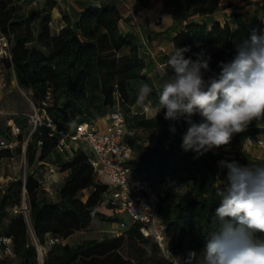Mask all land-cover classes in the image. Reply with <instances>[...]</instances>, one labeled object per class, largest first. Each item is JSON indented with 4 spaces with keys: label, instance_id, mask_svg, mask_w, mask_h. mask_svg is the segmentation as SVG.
I'll list each match as a JSON object with an SVG mask.
<instances>
[{
    "label": "trees",
    "instance_id": "16d2710c",
    "mask_svg": "<svg viewBox=\"0 0 264 264\" xmlns=\"http://www.w3.org/2000/svg\"><path fill=\"white\" fill-rule=\"evenodd\" d=\"M33 1L0 0V35L10 44L11 56L0 59V73L12 72L18 87L27 91L35 104L50 92L49 113L67 132H73L83 122L96 124L119 107L126 120L123 139L133 148L129 162L132 178L145 179L155 187L167 175L177 181L160 200L157 215L165 225L172 251L183 254L192 251L200 258L208 235L214 230L215 210L220 206L216 190L226 178L219 162L235 161L241 167H248L262 166L264 161L252 158L247 152L229 157L224 152L209 150L197 156L182 148L188 124L183 117L178 121L166 120V109L157 114L160 89L145 72L138 36L123 33L118 6L110 3L91 6L73 21L63 14L56 0H35L36 5L31 6ZM160 1L133 0L136 13L153 10ZM163 1L172 7L174 25L185 23L173 39L174 47L187 48L183 53L186 59L196 60L201 52L211 57L205 79L218 76L219 64L230 62L236 46L250 40L253 33L264 36V0L256 3L249 26L243 13L237 11H232L230 20L224 23L215 21L210 25L197 20L230 7L227 0ZM26 4L30 6L28 9L24 8ZM54 13L60 14L64 22L57 35L51 31ZM167 58L168 55L163 58L164 65ZM168 70L172 75L173 70ZM144 84L152 91L145 103L140 104L137 97ZM145 107L153 108L156 113L149 117ZM191 119L201 122L198 114ZM173 127L175 132L171 130ZM263 131L250 124L244 132L233 134L226 146L249 144V138ZM145 134L152 137L153 144L145 143ZM19 139L23 141V134ZM57 142L58 137L42 127L32 136L25 154L28 220L35 237L42 246L49 237L62 240L49 247L43 264H134L122 254L126 237L140 243L148 253L149 264H173L136 223L129 226L126 235L72 245L65 242L75 232L87 229L94 220L115 222L119 217L107 203L110 188L95 176L87 152L79 148L65 161L56 154ZM18 152L22 153L21 147ZM44 162H52L59 166L60 172H66L61 185L54 188L56 198L40 189L39 171ZM22 191L21 177L0 184V238H11L15 255L14 258L0 256V264H38L29 222L23 213L15 211L21 207Z\"/></svg>",
    "mask_w": 264,
    "mask_h": 264
},
{
    "label": "clouds",
    "instance_id": "9594fccd",
    "mask_svg": "<svg viewBox=\"0 0 264 264\" xmlns=\"http://www.w3.org/2000/svg\"><path fill=\"white\" fill-rule=\"evenodd\" d=\"M187 48L168 54L165 77L158 93V111L165 119L185 118L188 128L182 148L197 156L226 146L233 134L244 132L255 120H264V36L252 34L236 46L234 58L221 62L219 75L205 79L211 57L201 52L186 59ZM173 74L167 76V69ZM152 89L144 84L137 102L142 104ZM201 117L196 123L191 118ZM175 132V128L171 129ZM228 169L216 195L214 230L208 235L202 256L191 252L186 264H264V165L241 167L220 161Z\"/></svg>",
    "mask_w": 264,
    "mask_h": 264
},
{
    "label": "built area",
    "instance_id": "2783aa9c",
    "mask_svg": "<svg viewBox=\"0 0 264 264\" xmlns=\"http://www.w3.org/2000/svg\"><path fill=\"white\" fill-rule=\"evenodd\" d=\"M56 1L60 3L62 0ZM35 5L36 1L34 0L31 6ZM143 14L144 10L138 11L136 19L138 20ZM0 42H3L5 47L8 46L5 37L1 36ZM0 54H4V57H11L10 51L7 50L0 51ZM30 103L32 112L28 118L30 126L28 135L21 142L19 137L23 134L22 128L13 119L8 120L6 128L11 139L0 141V152H7L14 158L21 147L23 162L27 169L26 148L32 136L42 127H46L51 136L58 137L56 154L61 155L65 161L71 159L79 148L86 151L88 162L92 166L95 176L110 188L107 203L110 204L113 211L118 216L126 214L132 223L140 224L143 235L152 238L158 244L161 253L173 264H186L192 251L184 254L172 251L165 234V225L157 215L160 200L177 185V181L167 175L155 187L145 179L132 178L129 162L133 158V148L123 139L126 120L121 109L116 107L105 116L108 121L106 132L99 129L98 123L90 124L88 122L78 124L73 132H67L57 125L49 113V108L52 105L50 92L39 103L35 104L32 100ZM144 109L146 112L149 111L148 107ZM248 143L264 149V137L249 138ZM58 172H60L58 165L52 162L43 163V168L39 171V185L42 191L50 195L54 194L52 183ZM26 177L27 171L21 177L23 182L22 204L15 211L23 213L28 220L30 208L27 202ZM61 241L59 238L49 237L47 244L52 246ZM33 245L38 253L41 252L42 245L36 238H34ZM2 255L15 257L11 238H0V256ZM43 262V260H39L40 264Z\"/></svg>",
    "mask_w": 264,
    "mask_h": 264
},
{
    "label": "crops",
    "instance_id": "0c3cea01",
    "mask_svg": "<svg viewBox=\"0 0 264 264\" xmlns=\"http://www.w3.org/2000/svg\"><path fill=\"white\" fill-rule=\"evenodd\" d=\"M261 0H227L230 7H226L222 11L215 15L197 19L198 21H206L211 25L213 22L218 21L224 23L229 21V14L232 11L241 12L244 15V20L247 26H249L255 10L256 3ZM110 3L118 6L122 20L120 23L121 29L125 34H136L140 42L141 56L146 62L145 72L151 76L157 86L161 89V85L165 77V65L164 56L168 55L174 48L173 39L176 34L183 29L184 24L174 25L173 16L171 14L172 7L167 5L161 0L157 7L153 10H146L144 14L137 20L136 19V5L133 0H62L59 3V7L64 15H67L73 21L77 20L79 15L88 7L100 6L101 4ZM64 26L61 15H53V21L51 23V31L53 35H57L61 28ZM167 76L169 70L167 69ZM98 127L102 132H106L108 121L107 118H102L98 122ZM251 124H255L256 127L264 129V120L253 121ZM264 137V131L255 137ZM11 139L6 124L0 126V141ZM241 148V152H247L252 158L264 161V149L257 145L241 144L237 146H225L223 148H213V153L224 152L226 156L233 157L236 154H230V151H236L235 149ZM5 157L12 158L7 152H0V160ZM23 160V157H22ZM220 170L228 172L226 167L221 166ZM66 177V172H58L53 181L60 182ZM12 179V178H8ZM220 186V183H219Z\"/></svg>",
    "mask_w": 264,
    "mask_h": 264
},
{
    "label": "rangeland",
    "instance_id": "374dc122",
    "mask_svg": "<svg viewBox=\"0 0 264 264\" xmlns=\"http://www.w3.org/2000/svg\"><path fill=\"white\" fill-rule=\"evenodd\" d=\"M44 1V0H40ZM30 6L28 4L24 5L25 9H28ZM57 14V13H56ZM58 16V15H57ZM34 20V18H32ZM1 38V35H0ZM2 50H10V44L5 47L3 42H0V51ZM4 57V54H0V58ZM32 100L31 96L27 93V91L20 89L15 80L14 74L12 72H8L3 70L0 73V122L1 125L4 126L6 122L10 119H13L15 123H17L23 132V139L28 135L30 131V126L28 124L29 115L32 112V105L30 101ZM145 103V102H143ZM142 103V104H143ZM140 109V107H139ZM156 113V110L150 108L147 112L149 117L153 116ZM145 136L146 144H153L152 137ZM236 151H230V154L241 153V148L235 149ZM28 171L25 169L24 162L22 160V154L17 151L14 159H10L5 157L3 160H0V184H4V182L10 178H20L23 177L24 172ZM63 181V180H61ZM60 182H53L52 188H56L61 185ZM83 195V194H82ZM51 196V195H50ZM54 197L56 198V194L54 192ZM52 197V198H54ZM119 221L115 222H105L102 220H94L90 226L79 232H75L69 239L65 242L69 244L82 243L84 240L95 239L100 240L105 237H113L126 235L129 230V226L132 224L130 217L126 214H121L118 216ZM29 222V235L31 243H34L35 234L33 232L30 219ZM47 244L42 246L41 252L38 253L39 260H45L46 254L49 250ZM122 254L124 257L132 260L134 264H149L148 262V253L141 247L140 243L130 237H126L125 245L122 249ZM38 260V264L39 263ZM13 264H16L13 262Z\"/></svg>",
    "mask_w": 264,
    "mask_h": 264
}]
</instances>
